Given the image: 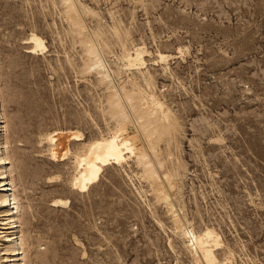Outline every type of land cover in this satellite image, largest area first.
I'll return each mask as SVG.
<instances>
[{
  "label": "rangeland",
  "instance_id": "obj_1",
  "mask_svg": "<svg viewBox=\"0 0 264 264\" xmlns=\"http://www.w3.org/2000/svg\"><path fill=\"white\" fill-rule=\"evenodd\" d=\"M73 1L84 32L64 0H0V111L26 264H205L135 159L81 191L73 162L48 155L49 131L90 141L118 124L99 74L85 70L87 39L114 80L171 124L159 172L172 175L187 227L217 231L223 264H264V0ZM32 33L44 51L31 50ZM137 45L147 62L129 68ZM5 238L0 264H9Z\"/></svg>",
  "mask_w": 264,
  "mask_h": 264
},
{
  "label": "bare ground",
  "instance_id": "obj_2",
  "mask_svg": "<svg viewBox=\"0 0 264 264\" xmlns=\"http://www.w3.org/2000/svg\"><path fill=\"white\" fill-rule=\"evenodd\" d=\"M64 1L68 4L69 17L72 18L71 20H73L77 26H75V28H77L79 32H84L85 25L79 16L76 4L73 0ZM95 36L96 35H94V37ZM96 40L98 42V39ZM29 42H32V44L29 45L32 51H44V39L38 34L32 33ZM84 44L87 48L86 64L88 68L85 70L89 72V69H92L96 74H99L101 82H103L105 88H107V96L105 99L107 111L106 108L105 111L108 112L110 117H113V119L115 118L118 124L115 128L113 127L109 135H100L102 137L94 138L90 141L84 140V133L77 129L67 130L59 128L49 131L43 138L47 142L48 155L56 161L62 162L69 159L73 162L76 172L71 181V185L74 189H79L81 191L88 190L93 183L97 182L107 166L119 165L130 159H135L142 169L143 176L153 187L157 195L158 203L160 201V203L166 206L170 215L173 217L174 224H176L177 228L180 230L182 229L183 235L191 242L187 243L191 245V251H194V254L200 253L205 264H223L216 255V249H218V246L221 247L220 244H222L217 231L210 226H207L205 230L200 232H196L193 228L190 229V227H187L185 220H183L185 217H182L179 213L178 205H176L171 195V190H175L176 185V183L175 185L173 183L172 175L169 172H164L162 174L159 172L160 168L162 169L164 166V161L159 158V147L170 134L172 130L171 124L166 120L167 118L165 119L162 117L154 103L150 104L148 101H143L144 99H142L139 91L135 89L130 90L125 84L114 80L109 65L99 52L98 46H96L93 41L87 39ZM147 51L148 49L146 46L137 45L127 57L129 68H141V66L147 62L145 57V52ZM158 56L166 60L169 54L159 51ZM1 111L0 206L2 209L0 210V217H2L3 221H0L2 224L0 226V234L7 237L5 238L6 240H4L5 242L2 249H5L7 252L9 264H26L24 261V259H26L24 235L20 228L22 225L20 219L21 214L19 215L22 204L20 205L17 192L15 191V178L12 176L13 169L10 164V155L7 152V139H3L7 124L5 120H3L4 113ZM167 146L169 147L170 145ZM153 189L151 191H153ZM54 203L63 204L66 203V200L55 199ZM4 254L6 253L4 252Z\"/></svg>",
  "mask_w": 264,
  "mask_h": 264
}]
</instances>
